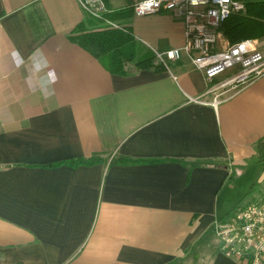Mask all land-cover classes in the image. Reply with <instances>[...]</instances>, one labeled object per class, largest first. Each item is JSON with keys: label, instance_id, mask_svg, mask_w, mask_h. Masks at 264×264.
Listing matches in <instances>:
<instances>
[{"label": "crops", "instance_id": "0c3cea01", "mask_svg": "<svg viewBox=\"0 0 264 264\" xmlns=\"http://www.w3.org/2000/svg\"><path fill=\"white\" fill-rule=\"evenodd\" d=\"M85 17L77 0H0V264H241L213 224L235 170L264 180V74L233 89L236 66L207 80L186 55L112 73L69 39ZM130 20L145 47L184 43L166 11Z\"/></svg>", "mask_w": 264, "mask_h": 264}, {"label": "built area", "instance_id": "2783aa9c", "mask_svg": "<svg viewBox=\"0 0 264 264\" xmlns=\"http://www.w3.org/2000/svg\"><path fill=\"white\" fill-rule=\"evenodd\" d=\"M77 1L87 16L101 20L108 26H118L115 20L105 15L110 10L108 0ZM244 10L243 0H154L152 7H149L147 0H134L132 4L136 16L166 11L183 24L185 39L181 46L163 51L150 48L159 64L169 69L171 60L186 55L207 80L236 66L234 74L223 83L233 89H239L264 74V54L257 47L256 39L228 42L222 34L224 21ZM216 101L214 97L213 102ZM213 230L224 254L241 264L262 263L264 196L215 221Z\"/></svg>", "mask_w": 264, "mask_h": 264}, {"label": "trees", "instance_id": "16d2710c", "mask_svg": "<svg viewBox=\"0 0 264 264\" xmlns=\"http://www.w3.org/2000/svg\"><path fill=\"white\" fill-rule=\"evenodd\" d=\"M243 1L245 13L232 14L223 23L224 34L230 42L264 36V0ZM132 4L133 1L130 0L127 5L112 8L107 1L110 10L105 15L112 20H119L118 26H101V20L86 15L68 35L69 39L90 52L112 73L127 75L128 62L137 70H161L163 67L157 63L154 53L134 37L130 24L126 25L133 15ZM257 148L264 151V136L258 140ZM101 160V157L93 156L64 163L76 166ZM115 161L126 162L122 159Z\"/></svg>", "mask_w": 264, "mask_h": 264}, {"label": "rangeland", "instance_id": "374dc122", "mask_svg": "<svg viewBox=\"0 0 264 264\" xmlns=\"http://www.w3.org/2000/svg\"><path fill=\"white\" fill-rule=\"evenodd\" d=\"M110 5L115 8L122 7L127 5L130 0H108ZM134 1V0H132ZM241 13H245V10ZM116 23H119V20H115ZM130 24L131 20L126 22V25ZM99 25L104 26L103 22H100ZM113 27V26H112ZM259 47L264 51V36L259 38ZM148 48V47H146ZM152 53L153 51L148 48ZM156 59V58H155ZM157 61V60H156ZM127 70L129 72L130 68L136 69L131 63H127ZM261 158L264 160V151H260ZM262 166H258L255 170V167L252 164H246L243 168L235 170L234 179L237 180L236 186L237 189L234 194H229L227 197L226 212L225 216L233 214L235 211L239 210L249 201L258 199L264 196V180H258L257 175L260 174ZM242 174V175H241ZM240 176V177H239ZM238 178V179H237ZM251 186V190H250Z\"/></svg>", "mask_w": 264, "mask_h": 264}, {"label": "clouds", "instance_id": "9594fccd", "mask_svg": "<svg viewBox=\"0 0 264 264\" xmlns=\"http://www.w3.org/2000/svg\"><path fill=\"white\" fill-rule=\"evenodd\" d=\"M149 7L153 6L154 0H147ZM158 7V4H155ZM46 70V71H45ZM33 73L44 72L45 75L40 78L41 87L44 89H51L53 85L58 81V76L54 68H50L46 58L42 57L39 61H34L32 65Z\"/></svg>", "mask_w": 264, "mask_h": 264}]
</instances>
